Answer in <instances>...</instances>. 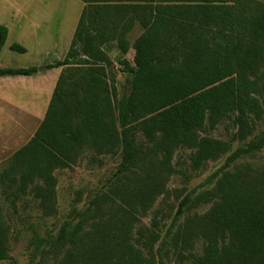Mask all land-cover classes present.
<instances>
[{
	"label": "trees",
	"instance_id": "trees-1",
	"mask_svg": "<svg viewBox=\"0 0 264 264\" xmlns=\"http://www.w3.org/2000/svg\"><path fill=\"white\" fill-rule=\"evenodd\" d=\"M81 1L64 58L46 65L61 71L44 117L28 142L0 163V262L9 258L10 230L1 199L16 202L31 193L45 207L55 194V170L93 150L121 158L112 195L94 198L77 223H65L53 238L37 237L36 247L63 249L59 264H155L137 246L132 229L137 212L164 192L173 154L186 148L194 170L226 159L211 188L181 202L178 214L185 205L210 206L187 215L176 230L178 253L190 264H264V165L237 163L264 146V131L250 138L264 114V5L255 0ZM135 26L142 32L130 42ZM7 36V26L0 24V52ZM110 44L122 54L134 51V65L122 61L131 79L129 93L120 99ZM10 49L26 52L18 43ZM37 71V66L2 67L0 77ZM227 118L236 128L230 140L201 135ZM249 138L245 146L233 145ZM199 239L202 252L196 254Z\"/></svg>",
	"mask_w": 264,
	"mask_h": 264
},
{
	"label": "rangeland",
	"instance_id": "rangeland-1",
	"mask_svg": "<svg viewBox=\"0 0 264 264\" xmlns=\"http://www.w3.org/2000/svg\"><path fill=\"white\" fill-rule=\"evenodd\" d=\"M264 5V0H255ZM84 3L81 0H0V24L7 26L8 36L0 52V68L2 67H42L39 76L22 82L14 78L5 85L4 92L12 99L14 107L30 106L34 103L43 104V90L55 83L58 69H46V65L63 59L71 43L76 26V19L81 14ZM142 32L135 26L128 39L133 42ZM18 43L26 48L20 53L10 49V45ZM107 51L112 59L110 68L114 77L117 98L126 96L130 90L131 75L125 70L123 60L133 63V49L122 54L119 49L110 44ZM46 69V70H45ZM264 107V92L261 95ZM13 107V108H14ZM46 110V108H44ZM22 111L14 108L13 114ZM1 123V119H0ZM236 128L231 118L219 123L214 129H206L202 136L230 140ZM264 131V114L257 122L253 136ZM4 131L0 130V163H4L22 146L28 138L27 133L11 137L7 134L3 140ZM140 142L144 138L138 133ZM250 138L234 146H245ZM15 144H11L9 142ZM20 142V143H18ZM18 143V144H17ZM5 144V145H3ZM191 150L179 148L171 160L172 172L167 174L164 182V192L157 195L149 208L137 212V221L132 229V235L139 240L137 245L145 256H151L155 264H190V260L178 253L173 236L187 215L203 213L209 204H201L197 208L182 207L177 213L181 202L187 197L211 188L223 169L226 155L215 161H208L202 167L194 170L190 166ZM121 158L119 155L98 154L93 150L82 152L76 162L68 168L57 169L54 172L56 187L53 199L45 206L31 193L21 196L16 202L12 198H2L3 217L9 225L8 255L9 258L0 264H59L64 257V250L43 245L36 247L37 237L53 238L61 226L71 222L75 224L80 213L90 206L91 201L104 194L112 195L114 180L118 173ZM248 161L254 165H264V146L253 155H247L237 160V163ZM231 165L228 169H231ZM119 202L118 198H115ZM103 209L106 211L107 204ZM105 218L106 215H102ZM203 242L196 241V254H201Z\"/></svg>",
	"mask_w": 264,
	"mask_h": 264
},
{
	"label": "crops",
	"instance_id": "crops-1",
	"mask_svg": "<svg viewBox=\"0 0 264 264\" xmlns=\"http://www.w3.org/2000/svg\"><path fill=\"white\" fill-rule=\"evenodd\" d=\"M75 19H76V24H77L79 17ZM50 69H58L56 73L57 76L54 78L55 83H56V80L61 71V68H50ZM42 72L43 71L38 70L36 73L30 76L16 75V76H1L0 77V119H1L0 130L4 131L3 140L7 139L6 136L9 133L11 134V137H13L14 134L19 135V134L27 133L26 138L28 139L26 142H28V140L33 136L34 132L36 131L37 127L39 126L40 122L42 121L45 115L46 110L44 108L47 109L53 89L55 87V83L54 85L53 83H51V86H47L43 90V97H42L43 104L34 103L28 107L19 106L18 108L13 106V104L11 103L12 102L11 97L7 96L6 93L4 92L5 85L8 84L9 82H13L12 80H14V78H17L16 80H19V81L22 80V82L27 79L34 80V78L39 76ZM13 107L16 108V110L22 111L21 114H17V115L13 114L14 112ZM12 141L13 140L9 139V142L11 144H15ZM18 149H15L14 152Z\"/></svg>",
	"mask_w": 264,
	"mask_h": 264
},
{
	"label": "water",
	"instance_id": "water-1",
	"mask_svg": "<svg viewBox=\"0 0 264 264\" xmlns=\"http://www.w3.org/2000/svg\"><path fill=\"white\" fill-rule=\"evenodd\" d=\"M41 69H42V67L38 68V70H41Z\"/></svg>",
	"mask_w": 264,
	"mask_h": 264
}]
</instances>
